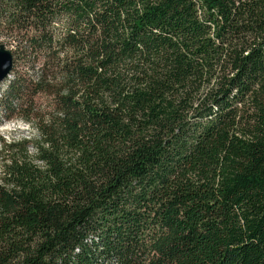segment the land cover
<instances>
[{
	"label": "trees",
	"instance_id": "1",
	"mask_svg": "<svg viewBox=\"0 0 264 264\" xmlns=\"http://www.w3.org/2000/svg\"><path fill=\"white\" fill-rule=\"evenodd\" d=\"M0 264H264V0H0Z\"/></svg>",
	"mask_w": 264,
	"mask_h": 264
},
{
	"label": "rangeland",
	"instance_id": "2",
	"mask_svg": "<svg viewBox=\"0 0 264 264\" xmlns=\"http://www.w3.org/2000/svg\"><path fill=\"white\" fill-rule=\"evenodd\" d=\"M3 42L6 44L8 48H14V42L9 38L3 39ZM13 43V45H12ZM11 73V72H9ZM11 74L7 75L1 82H0V95L2 94L3 89L5 88L8 80L11 78ZM1 97V96H0ZM3 110L0 108V134L4 136H18V135H31L32 129L28 126L25 122L19 119H5L2 117Z\"/></svg>",
	"mask_w": 264,
	"mask_h": 264
},
{
	"label": "water",
	"instance_id": "3",
	"mask_svg": "<svg viewBox=\"0 0 264 264\" xmlns=\"http://www.w3.org/2000/svg\"><path fill=\"white\" fill-rule=\"evenodd\" d=\"M12 65V50L4 42H0V82L9 74Z\"/></svg>",
	"mask_w": 264,
	"mask_h": 264
},
{
	"label": "bare ground",
	"instance_id": "4",
	"mask_svg": "<svg viewBox=\"0 0 264 264\" xmlns=\"http://www.w3.org/2000/svg\"><path fill=\"white\" fill-rule=\"evenodd\" d=\"M8 75H10V73Z\"/></svg>",
	"mask_w": 264,
	"mask_h": 264
}]
</instances>
